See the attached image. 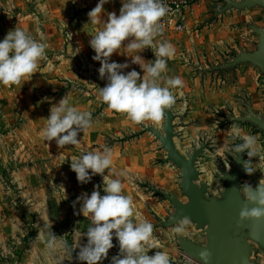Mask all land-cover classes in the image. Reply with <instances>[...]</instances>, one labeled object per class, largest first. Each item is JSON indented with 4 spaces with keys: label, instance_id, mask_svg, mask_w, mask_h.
<instances>
[{
    "label": "rangeland",
    "instance_id": "rangeland-1",
    "mask_svg": "<svg viewBox=\"0 0 264 264\" xmlns=\"http://www.w3.org/2000/svg\"><path fill=\"white\" fill-rule=\"evenodd\" d=\"M98 3L99 0H0V41L17 27L35 39H39L42 33L44 42L48 44L47 60L40 61L38 72L30 80L10 87L0 84V264H85L76 260L77 246L87 242L84 234L91 220L80 213L81 204L77 202V197L84 193L90 196L94 189L104 195L103 179L95 175L89 183L80 184L70 164L72 158L103 146L113 152L109 178L122 179L123 194L131 196L134 201L135 219L147 220L154 226L153 243L157 248L148 254L153 255L156 250L165 251L172 264H201L184 253L177 237L205 244V230L196 228L191 222L187 234L177 235L172 231L175 224L156 226L167 220L175 209L169 199L155 191L163 189L140 176L142 169L136 153L142 147L152 145L153 150L158 152L159 174L168 172L173 194L176 193L183 201L187 199L180 186L181 169L167 159L161 142L145 129V126L152 125L163 132L165 119L159 126L151 122L137 125L126 115L108 109L99 97V88L107 84V79L99 76L101 64L93 60L96 53L89 42L97 31L103 29L110 13L119 15L122 0H108L100 14L101 22L93 25L88 13ZM224 5V0H199L190 14L188 30L162 32L156 38L157 42L167 41L175 48L174 58L167 61L168 77L179 76L184 71L188 78L197 75L203 84L206 80L210 88L216 86L215 78L237 67L218 68L244 50L239 48L246 46L247 40H238V36L233 35V38H221L222 29L232 32L236 25L240 28L243 25L245 30H251L246 26L249 22L242 24L232 22L230 17L224 18L230 11H239L220 12ZM252 11L256 12L263 25L261 16L264 15V8H253ZM216 33L218 40H212L216 38ZM139 54L145 64L156 59L150 48ZM109 62L128 63L129 68L123 70L125 74L133 69L141 76L144 74L140 66L132 64L131 57L126 55L114 53ZM64 96L77 110L91 112L92 126L84 133H78L79 146L59 148L55 140L45 141L41 133L46 127L51 107ZM249 100L250 97L240 93L237 111L228 113L208 109V135L205 137H176L179 133L175 131L174 141L184 155L195 147L205 145L197 159V168L202 174L199 176L201 182H204L208 172L216 177L219 186L211 184L208 189L213 195L219 196L225 189L219 175L222 169L229 171L232 168L237 154L231 148L239 142L233 141L232 137H216L214 133L221 126H247L260 133L258 141L264 163V132L250 122L234 120V117L247 115ZM187 139L191 142H185ZM121 172L126 176L118 177ZM256 180L263 182L264 174L254 176L245 172L241 179L242 193L244 184L253 186ZM95 186H99L98 189ZM46 226H51L58 242H64L68 248L75 250L72 260H67L64 249L59 246L54 252L46 247ZM113 244L102 264H111L112 257L119 254V243L115 237ZM253 247L251 259L264 264V251L256 244Z\"/></svg>",
    "mask_w": 264,
    "mask_h": 264
},
{
    "label": "clouds",
    "instance_id": "clouds-1",
    "mask_svg": "<svg viewBox=\"0 0 264 264\" xmlns=\"http://www.w3.org/2000/svg\"><path fill=\"white\" fill-rule=\"evenodd\" d=\"M107 2L99 0L88 13L93 25L101 22L100 14ZM169 11L163 0H122L119 15L110 13L103 29L97 31L89 42L96 53L93 60L101 64L99 76L107 79V84L99 88L101 101L108 109L126 115L137 125L151 122L159 126L166 112L176 103L173 89L184 86L179 76L166 75L167 61L175 55L174 46L167 41H156L163 30V18ZM47 48L42 33L39 39H35L21 28L10 30L0 41V84L10 87L30 80L38 72L40 61L47 60ZM146 48L152 49L156 57L149 64H145L139 54ZM114 53L131 57V63L140 66L143 76L135 69L125 74L123 70L129 68L128 63L109 62ZM46 120L42 138L49 142L55 140L59 148L66 145L79 146L78 133H84L92 126L91 112L77 110L66 96L51 107ZM231 132L232 140L239 141L233 144L231 151L236 154L246 153L249 159L244 160L242 166L250 175L255 172L251 158L259 153L256 137L244 134L239 127H233ZM112 166L113 152L107 146L89 150L71 159L70 167L76 173L77 181L87 184L93 176L100 175L105 193L101 195L99 190L94 189L90 196L84 193L77 197V202L81 204L80 213L90 218L91 225L84 234L87 242L77 246L79 251L76 260L85 264H102L108 258L109 250L114 247L115 237L119 243V254L112 257L111 264H172L165 251L156 250L153 255L148 254L157 248L153 243L154 226L147 220L135 219L134 201L131 196L123 194L122 179L109 178L108 170ZM117 175L123 177L126 173ZM243 193L245 204L239 212L237 226L264 223V185L253 189L251 185L244 184ZM191 222L189 217L184 216L176 221L172 231L177 235H185ZM46 227V247L54 252L59 246L64 249L67 260H72L75 250L68 248L64 242H58L51 226ZM199 259L203 264H209L211 253L203 249Z\"/></svg>",
    "mask_w": 264,
    "mask_h": 264
},
{
    "label": "water",
    "instance_id": "water-1",
    "mask_svg": "<svg viewBox=\"0 0 264 264\" xmlns=\"http://www.w3.org/2000/svg\"><path fill=\"white\" fill-rule=\"evenodd\" d=\"M224 2L225 5L220 12L232 9L241 11L254 7L264 8V0H224ZM246 26L256 37L255 47L250 50H241L218 68L226 69L240 64H251L264 74V24L256 25L249 22ZM247 112V115L234 117V120L250 122L264 132V115L257 114L250 102ZM174 119L175 114L171 109L166 112L165 121L162 124L163 132L152 125L145 126V129L152 132L161 142L167 152V159L181 169L180 186L187 198L183 201L172 193L156 189L157 193L171 201L175 209L167 220L156 226H172L178 219L187 216L196 228L205 230L206 236L205 244L182 236L177 237L179 245L187 256L203 264L199 259V253L207 249L211 253L209 264H259L251 259V253L254 249L253 244L264 251V223L255 225L245 223L241 227L237 226L239 212L245 204L241 186V179L245 174L242 166V162L246 160L245 154H237L229 171L221 170L219 178L225 183V189L219 196L213 195L209 193L208 185L199 180L200 172L197 168V159L205 145L195 147L187 155L181 153L174 141L177 135L174 130ZM260 185H264V181L256 180L252 187L256 189Z\"/></svg>",
    "mask_w": 264,
    "mask_h": 264
},
{
    "label": "crops",
    "instance_id": "crops-1",
    "mask_svg": "<svg viewBox=\"0 0 264 264\" xmlns=\"http://www.w3.org/2000/svg\"><path fill=\"white\" fill-rule=\"evenodd\" d=\"M197 3L193 5L189 13L188 24L190 22V14L191 12H193L195 8L194 6ZM252 10L253 8L241 10V12L230 11L229 13L224 15V18L227 19L228 17H230L232 22L236 21L237 23L240 22L242 24L251 22L256 25H262L256 15V12ZM263 16L264 15L261 16L262 20ZM242 26L240 28L239 25H236V32L235 29L232 32H230V30L227 31L222 29L223 32L221 38H233V36H238V40H247L246 46H242L239 49H253L256 37L252 35L249 30H245ZM215 35L217 39L214 38L212 40H218V33H216ZM179 77L184 81V86L182 88L173 89V92L176 96V103L172 108L175 114L173 123L174 130L179 133V136L176 137H205L206 135H208V109L211 110L214 108L228 113L231 110L237 111L238 97L240 93L250 97L249 101L252 103L253 109L256 113H261L264 115V74H262L260 70L250 64H240L230 71H224L221 75L218 76V78H215V80H217L216 86L210 88H208L206 80L203 84L201 78L197 75L188 78L187 74L182 71ZM233 127L238 126H221L219 130L214 134L216 135V137H232L231 129ZM239 128L243 130L244 134L256 137L259 153L258 156L251 158V162L253 163L252 167L255 170V172L252 174L254 176L264 174V163L261 160L262 156L260 150V142L258 141V138L261 137L260 133H255L251 128L247 126H241ZM189 140L190 139H187L185 140V142ZM190 142L191 140L189 141V143ZM176 145L178 147L177 141ZM189 147L190 145L187 147V149ZM139 150L140 151L136 153V156L139 159L140 167L142 169L140 173L141 178H146L152 185L173 194V190H171L173 186H171L169 173L164 172L162 175L159 174L161 171L157 165L156 160L158 156L157 150H153L152 145H150V147L146 145V148L142 147V149ZM245 158L246 160L249 159L247 155L245 156ZM200 175L202 174L200 173ZM203 180L208 185V189L211 184L219 186L216 177L212 174V172H208L207 176Z\"/></svg>",
    "mask_w": 264,
    "mask_h": 264
},
{
    "label": "built area",
    "instance_id": "built-area-1",
    "mask_svg": "<svg viewBox=\"0 0 264 264\" xmlns=\"http://www.w3.org/2000/svg\"><path fill=\"white\" fill-rule=\"evenodd\" d=\"M199 0H163L169 13L163 18L162 32H183L187 29L189 13Z\"/></svg>",
    "mask_w": 264,
    "mask_h": 264
}]
</instances>
